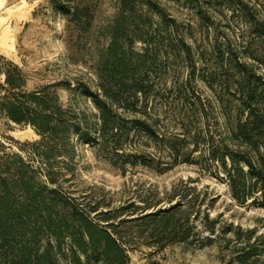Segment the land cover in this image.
Masks as SVG:
<instances>
[{"label": "trees", "instance_id": "obj_1", "mask_svg": "<svg viewBox=\"0 0 264 264\" xmlns=\"http://www.w3.org/2000/svg\"><path fill=\"white\" fill-rule=\"evenodd\" d=\"M210 1L230 9L243 24L239 39L244 59L229 55L223 62L221 49L214 45L215 51L213 46L217 70L230 74L220 79V85L232 99V107L221 108L224 122L217 133L186 123L181 126L182 136L159 132L150 104L155 90L149 78L151 57L157 56L154 49L160 44L174 53L176 45L188 53L189 45L172 37L165 22H161L164 41L153 40L147 31L149 17L136 13L135 0H118L107 46L97 51L94 85L81 78L61 83L71 96L78 93L84 102L89 100L85 105H76L74 96L63 105L58 83L27 89L22 69L0 54V113L30 125L39 135L25 143L27 157L0 155V264H126L138 244L158 250L173 242L206 245L218 238L238 242L231 249L238 264H264L258 248L263 234L238 223L217 226L220 213L210 216L209 212L219 194L208 184L186 177L160 190L150 182L148 193H136L112 205L104 196L85 191L73 195V189L58 178L62 167L54 169L58 157H72L78 142L95 145L100 155L119 162L122 170L140 154L142 164L161 172L165 167L160 157L125 152L126 144L132 147V137L153 140L175 158L186 154L184 161L193 160L187 154L195 150L185 151L187 143L197 147L201 140L215 177L225 183L231 197L239 204L264 208V15L254 0ZM48 3L65 17L69 29L79 33L92 26L94 0ZM135 39L144 44L143 51L132 47ZM209 76L213 78L212 72ZM171 88L178 91L177 113L181 110L183 120L189 121L192 111L181 84L174 81ZM200 112L206 115L203 106ZM63 166L68 168L67 162ZM229 231L234 238L225 237Z\"/></svg>", "mask_w": 264, "mask_h": 264}, {"label": "rangeland", "instance_id": "obj_2", "mask_svg": "<svg viewBox=\"0 0 264 264\" xmlns=\"http://www.w3.org/2000/svg\"><path fill=\"white\" fill-rule=\"evenodd\" d=\"M153 3L157 7L153 8ZM254 3L260 15H264V0H254ZM94 4L92 26L88 31L78 33L66 26L65 17L53 11L48 0H0V54L22 69L27 89L58 83L57 93L63 105L68 104L73 96L79 106L89 101L85 99L84 102L78 93L71 96L61 83L81 78L94 85L97 51L106 48L108 26L119 11L118 0H94ZM133 6L137 14L142 17L148 15L147 31L153 40L164 41L161 22H165L167 30H172V37L181 38L189 45L188 53L179 45L174 47V53L160 44L154 49L157 56L151 57L149 78L154 81L155 90L150 104L154 107L159 132L182 136L184 123L190 128L197 125L204 132L207 127L216 133L221 131L224 122L221 108L232 107V99L222 90L223 85L219 81L225 76L230 77V74L217 70L213 46L221 49L223 62L228 61L229 55L244 59L240 53L242 42L239 38L243 24L239 16L210 0H197L196 3L190 0H135ZM127 27L130 29L131 25ZM132 47L143 51L144 44L135 39ZM211 72L212 79L209 76ZM174 81L181 84L186 106L192 111L189 121L183 120L180 109L181 114L177 113L175 103H180L176 96L178 91L170 89ZM202 106L205 116L200 112ZM37 139L39 135L30 125L15 123L0 113V155L10 152L27 157L28 145L25 143ZM130 143L132 147L129 144L125 146L126 153L142 151L160 157V165L165 169L158 172L147 167L140 162L142 155L139 154L131 157L136 159L135 163L127 162L122 170L119 162H111L100 155L95 145L78 142L74 145L72 157H58L54 169L62 167L58 178L65 187L73 189V195L78 196L85 191L94 197L104 196L112 205L136 193H148L146 186L150 182L165 190L179 178L191 177L199 185L208 184L212 192L219 194L209 212L210 216L220 213L217 226L238 223L243 229L253 228L255 234L264 236V208L247 202L239 204L231 197L225 183L215 177L214 164L203 151L201 140L197 147H193L192 142L187 143L185 151L195 149L187 154L189 159H193L190 161L183 160L186 154L175 158L167 148L140 135L132 137ZM133 148L137 150L133 151ZM64 162L68 168H64ZM225 237L234 238L233 231L227 232ZM234 244L238 242L232 239L226 243L223 238L206 245L173 242L158 250L138 244L130 252L126 264H238L232 259ZM258 248L263 257L264 241L258 244Z\"/></svg>", "mask_w": 264, "mask_h": 264}]
</instances>
